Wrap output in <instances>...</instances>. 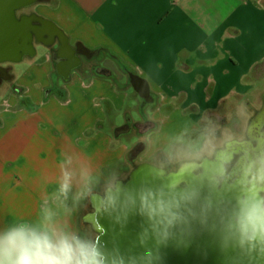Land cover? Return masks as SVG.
<instances>
[{
  "label": "crops",
  "instance_id": "0c3cea01",
  "mask_svg": "<svg viewBox=\"0 0 264 264\" xmlns=\"http://www.w3.org/2000/svg\"><path fill=\"white\" fill-rule=\"evenodd\" d=\"M43 1L35 14L55 31L52 47L34 42L14 62L20 99L0 101V234L48 225L79 237L80 199L103 171L126 155L133 164L140 145V162L192 156L203 124L258 88L264 0ZM78 45L64 70L58 52Z\"/></svg>",
  "mask_w": 264,
  "mask_h": 264
},
{
  "label": "water",
  "instance_id": "95a60500",
  "mask_svg": "<svg viewBox=\"0 0 264 264\" xmlns=\"http://www.w3.org/2000/svg\"><path fill=\"white\" fill-rule=\"evenodd\" d=\"M32 3L33 0H0V55L14 56L19 52L20 43L28 44L32 54L37 52L34 34L39 35V26L25 28L21 24L23 18L17 14L18 9ZM62 36L60 40L64 43ZM254 124L253 135L226 138L218 150L224 149L231 141H248L253 146L257 141L262 143L264 122L259 125L256 121ZM197 156L198 152L178 160L165 157L162 164H159L137 161L136 154L129 177L118 179L113 185L135 198L138 190L166 187L169 177L180 182L183 191H172L167 195L174 202H179L183 220L178 227L169 230L167 240L161 241L157 235L158 230H154L140 217L137 206L129 202L114 218L101 216L100 198L113 186L108 185L105 193L92 192L91 204L95 207L85 214L86 219H92L90 223L93 227L100 231L96 247L105 258V264H257L243 250L234 249L225 242L224 225L231 200L229 190L223 186H211L207 179L197 175H178L180 163ZM263 263L264 260L258 262Z\"/></svg>",
  "mask_w": 264,
  "mask_h": 264
},
{
  "label": "clouds",
  "instance_id": "9594fccd",
  "mask_svg": "<svg viewBox=\"0 0 264 264\" xmlns=\"http://www.w3.org/2000/svg\"><path fill=\"white\" fill-rule=\"evenodd\" d=\"M178 175H197L211 186L227 187L231 200L224 225L226 244L243 250L257 264L264 260V143L231 141L208 156L182 161ZM172 191L183 189L171 177L166 187L138 190L135 198L113 187L100 198V215L112 219L129 202L164 241L183 220L179 202L167 195ZM0 264H105V258L95 243L76 235L48 225H21L0 234Z\"/></svg>",
  "mask_w": 264,
  "mask_h": 264
},
{
  "label": "rangeland",
  "instance_id": "374dc122",
  "mask_svg": "<svg viewBox=\"0 0 264 264\" xmlns=\"http://www.w3.org/2000/svg\"><path fill=\"white\" fill-rule=\"evenodd\" d=\"M51 2H36L24 6L20 9H18L17 14L18 17L19 15H21V13L23 12H35L39 11V6H43L44 8H42V10L44 12L48 11V9L51 7L50 5ZM40 53H42L43 51V47L40 46ZM39 53V54H40ZM40 59V58H38ZM28 66V61L25 60V62L23 63H18L17 67H18V72H22L24 69H26ZM255 77H257L258 79H260V85L258 86L257 89L253 90L251 92V94L249 96H244L243 98H239L238 104H241L242 106H240V108H236L235 111L231 114V116L229 117V119L227 120V122H218L216 119L211 120H207L205 122V124H203V129L207 132H203V136L200 137V142L196 143L195 148L197 149L196 151L198 152V156H203L207 153H214L216 150H218L221 145L223 144L224 140L226 138H230V137H238V136H249L250 134L253 135V126L255 125L254 123H256V121H258L256 119L257 117V111L258 109L261 107V104L263 102L264 99V66L261 67V69H259L257 71V73L255 74ZM14 84L15 81L10 82V83H5V85L2 88V94L0 96L1 100L0 101H5L7 100L8 102H11V99H20L18 96L16 95V92H14ZM136 97V96H135ZM263 97V98H262ZM24 100H27V97H22ZM29 98V97H28ZM22 99V100H23ZM31 99V98H30ZM137 100L138 97H136ZM133 104V102L130 100L128 103V106H131ZM245 107V108H244ZM249 108V109H248ZM237 110V111H236ZM250 111V112H249ZM138 112V111H137ZM241 116V118H239V123L237 124L235 123V116ZM115 116H116V121H118L119 126H122L124 124L127 123V121H129V117L127 116V113L125 112V110L122 111H116L115 112ZM140 118H142L139 113H136V120L138 121ZM129 119V120H128ZM227 124V125H226ZM110 125V124H109ZM111 126V125H110ZM241 127V129H236ZM131 129V127H130ZM140 132V128L137 129L136 131ZM138 132V133H139ZM128 133H125V137H126V142H128L129 144H132L135 140L134 137L131 136H127ZM182 139H186V137L181 138ZM189 154H193V152H188ZM188 154V155H189ZM187 154H185L184 156H186ZM183 156V157H184ZM135 157V155H132L131 158ZM125 160L129 163H125L126 164H122L121 166H117V167H113L111 168V171H103V175H104V179L101 181L97 180L93 183V185L87 189L85 196L82 197L80 199V208L82 210V213L80 215L79 218V238L81 240L84 241H91L93 243H95V245H97V240L100 236V231L98 229H96L95 227H93V225L90 223V221L92 220L91 218L86 219V214L89 212L90 209H94V207L91 204V194L93 191H97L100 193H105L107 191V187L108 185H110V187H112L113 185H115L116 181L118 179H126L129 177L130 173L132 172V168L133 165L131 163L130 158H128V156H125ZM138 161H141V159L139 158ZM136 162V161H135ZM114 187V186H113ZM87 210V211H86ZM86 213V214H85Z\"/></svg>",
  "mask_w": 264,
  "mask_h": 264
},
{
  "label": "flooded vegetation",
  "instance_id": "af4514ba",
  "mask_svg": "<svg viewBox=\"0 0 264 264\" xmlns=\"http://www.w3.org/2000/svg\"><path fill=\"white\" fill-rule=\"evenodd\" d=\"M33 1H34V3H36L39 0H33ZM32 5H33V3H32ZM19 17L21 19L23 18L22 19L23 21L21 22V24L25 28H29L31 26H39V28H40L39 29V35L34 34V42L35 43L41 42V43H43V45H45V46L49 47V49H51L52 44H53L52 40H53V37L55 35V31L51 27L50 23L47 22L46 20L41 21L40 19H38V16H37V14H35V12H30V13L23 12V13H21V15H19ZM29 47L30 46H28V44L20 43L18 45V51L20 52V49L22 50L24 48V51L22 50L23 52L21 54L17 55V53H19V52H17L14 56L13 55H10V56L0 55V91L3 88V86L5 85V83H10L13 81V76H11V74H9V73H10L11 67L14 65V62H16L17 60H20V59H25L26 57L31 58L34 55L31 53V50L29 49ZM82 50H84L83 47L81 45H78L75 48L66 47L64 50L61 51V53L59 51L58 53L60 54L59 57L61 59V61H60L61 67L64 68V70H67V68L69 66L75 64L76 63L75 55H76V53H78ZM234 111H235V109L230 113V115L229 114L224 115L222 117L221 123L227 122V120L229 119V117L231 116V114ZM239 118H241V116H239V115L235 116V118H234L235 123L240 124ZM256 119L258 120L259 125H261V123L264 122V99H263V102L261 104V107L257 111ZM236 129H241V127L236 128ZM262 143H264V141ZM142 147H143L142 145L137 147L136 154H138L141 151ZM131 159L133 160V157ZM224 189H228V188L225 187Z\"/></svg>",
  "mask_w": 264,
  "mask_h": 264
}]
</instances>
